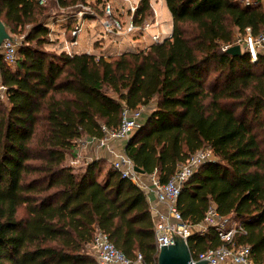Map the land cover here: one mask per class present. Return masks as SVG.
<instances>
[{
	"label": "trees",
	"instance_id": "obj_1",
	"mask_svg": "<svg viewBox=\"0 0 264 264\" xmlns=\"http://www.w3.org/2000/svg\"><path fill=\"white\" fill-rule=\"evenodd\" d=\"M79 1L51 2L66 8ZM164 1L170 37L105 60L41 50L48 9L38 0H0L5 28L31 25L14 68L0 59L7 102L0 103V264H96L87 248L96 229L125 257L156 264L145 193L104 160L79 168L66 161L77 140L115 131L123 108L151 104L125 156L163 185L209 150L213 159L180 190L182 220L200 224L213 204L242 228L233 244L264 264V56L251 62L245 53H225L247 29L264 34V4ZM151 15L150 0H140L131 20L142 26ZM187 245L194 259L222 243L209 229Z\"/></svg>",
	"mask_w": 264,
	"mask_h": 264
},
{
	"label": "built area",
	"instance_id": "obj_2",
	"mask_svg": "<svg viewBox=\"0 0 264 264\" xmlns=\"http://www.w3.org/2000/svg\"><path fill=\"white\" fill-rule=\"evenodd\" d=\"M47 0H38L40 5H44ZM100 3V22L103 28L104 35H111L114 33L126 34L134 33L135 31H146L150 26L155 25V20L144 22L142 26H134L130 20L125 29L119 21L118 17L114 15L112 5L109 0H101ZM127 1V0H122ZM244 5L252 4L253 0H243ZM137 4L130 7L133 14ZM86 14L97 17L98 15L91 12L89 8H84ZM154 13V12H153ZM82 13L78 12L77 16ZM76 16V17H77ZM155 16V13H154ZM99 18V16H98ZM132 19V18H131ZM74 20L73 22H75ZM49 28V27H48ZM81 31L80 23H75L70 31L69 38L63 47V52L70 55V47L76 44L78 33ZM152 41L158 43L160 37L158 35L152 36ZM239 46L241 53H245L251 62H255L259 55L264 56V34L252 36L249 29L243 35H237L233 38L230 45L225 47V50ZM71 56V55H70ZM18 48L10 40H6L0 46L1 61L12 67L18 60ZM6 88L3 86L0 77V94L5 96ZM6 98V96H5ZM153 105L143 106L136 110L123 108L121 113V121L115 131H105L104 139L100 140V145H104V140L118 142L125 144L132 133L139 127L138 121L144 112H149ZM88 140L84 144H88ZM213 159L209 150L204 149L193 154L186 162L180 165L174 176L166 184H159L154 175L150 176V187L144 183V175L134 172V166L131 161L125 156L124 151L111 162V167L117 170L123 178H127L130 182L140 188L145 195L152 191L155 196L156 203L163 205L164 212H159L155 206H150L149 210L153 222V233L157 252L161 246H168L173 243V239L180 237L187 240L192 234H205L209 229L216 232L221 246L215 249H208L199 253L196 258L191 257V263L197 261L207 260V264H260L256 263L251 257L249 247L242 245H234L233 238L236 234L243 232L242 228L236 223L231 222L228 218L220 217L213 204L209 205L204 215L203 221L196 225L190 226L182 220V217L177 209V200L180 190L184 183L195 174L200 166ZM90 250L92 257L96 264H143V259L140 254H137L134 259L125 257L119 252L108 237L99 230L94 231L91 243L87 247Z\"/></svg>",
	"mask_w": 264,
	"mask_h": 264
},
{
	"label": "crops",
	"instance_id": "obj_3",
	"mask_svg": "<svg viewBox=\"0 0 264 264\" xmlns=\"http://www.w3.org/2000/svg\"><path fill=\"white\" fill-rule=\"evenodd\" d=\"M140 1V0H139ZM150 6L153 12L155 13V18H153L151 21H154L156 24L150 26L146 31H135L134 33H131L132 36L136 37L135 40H131V35L130 34H125L122 35L121 33H114L111 35H103V28L101 26V22H97L95 26L97 28V31H89L88 27L91 22L94 20H84L82 21L81 24V31L78 33L77 39H76V44L72 47H70V55H94L96 57H102L103 59L107 60L109 57L113 56H118L123 53L127 52H136L140 50H145L148 47H150L154 42L152 41V36L158 35L160 37V41L162 42L166 38H169L172 32V18L171 15L167 9V6L165 4L164 0H150ZM163 21V23L160 25V28L157 31L158 28V22ZM63 21V20H61ZM70 22H73V20H65V22H56L60 23L58 27L59 28V36L58 38L61 39L59 45H60V50L63 52V47L66 41L71 40L70 38L67 40L66 39V31H68V28L72 27L69 26L68 24ZM64 23V24H61ZM92 25V24H91ZM161 31L164 33L166 36L162 37V33L160 34ZM103 35V36H101ZM69 37V36H68ZM162 37V38H161ZM128 38L130 39L127 44H123L124 40ZM96 39H99L98 41L100 42L99 47L95 51H91L93 43ZM153 105V104H152ZM150 114L149 112H144L142 114V117L138 121L139 126L143 125L144 122L146 121V118ZM88 140V144H84ZM100 140L96 139H80L77 140L76 142V148H75V157L70 158L67 157V163H69L71 166H75L77 168L84 166L88 162H92L95 160H104L108 164L111 165V162H113L117 156L122 154L124 151L125 144L118 143V142H113L109 140H104V145H100ZM150 178L147 176H144V183L148 187H150L151 182L149 180ZM147 202L149 207L150 206H155L159 212H164L165 208L163 205H158L155 200V196L152 193L147 194Z\"/></svg>",
	"mask_w": 264,
	"mask_h": 264
},
{
	"label": "rangeland",
	"instance_id": "obj_4",
	"mask_svg": "<svg viewBox=\"0 0 264 264\" xmlns=\"http://www.w3.org/2000/svg\"><path fill=\"white\" fill-rule=\"evenodd\" d=\"M51 1L54 2V0H47L46 3L44 5H42V6H45L46 9H48V11H47L48 17L44 21V25L46 26L48 33L44 39L45 41L41 47V50H43L45 52L53 53V54H60L61 53L60 45H59L61 39L58 38V36H59L58 33L60 31L58 27H60L59 26L60 23H56L57 21L58 22H65V20H71V21L76 20L75 22H71V24H70V22L68 23V24H70L69 26H71L72 24L73 25H72L71 29L69 27L68 31H66V35H65L66 39L67 38L69 39L68 36L70 34V31L74 27L75 23H81L82 21H84L86 19L87 20H94L93 22H91L89 24L88 30L93 31V28H94V30L97 31V28L95 26H97L96 25L97 22H100V16H101L100 3L102 1H100V3H97V0H85L84 2L79 1L74 6L66 7V8H59L57 6H52ZM260 1L264 4V0H260ZM109 2L112 5L114 15L118 17L119 21L123 25V29H125L127 23L132 18V13H131L130 7L132 8L136 4L138 6L139 0H127V1L109 0ZM84 8H89V10L91 12H94L95 14H97L99 16V18H98V16L93 17L92 15H89V14L87 15ZM78 12H81L82 14L80 16H77ZM153 18H155V16H154V13L152 10V15L146 19V22H150ZM61 20H63V21H61ZM61 24H64V23H61ZM162 24H164L163 21L160 22V20H159L157 31L160 28V25H162ZM80 26H81V24H80ZM6 30L8 32V35L10 36L9 40L13 44L17 45V48H20V46L26 45L25 44V38L27 37V35L29 34V32L31 30V25H25L23 27H19L15 31H12V32H10V30L7 27H6ZM159 32H160V34L162 33L161 31H159ZM121 34L125 35L126 33H125V31H123ZM162 34H163L162 37L166 36L164 33H162ZM103 35H101V36H103ZM130 35H131L130 36L131 40L132 39L135 40L136 37L132 36V34H130ZM98 40L99 39H96L94 41L93 46L91 48L92 49L91 51H95L99 47L101 41H98ZM129 40L130 39L126 38L123 41L124 42L123 44H127L126 42H128ZM30 44H34V41L30 42ZM11 68H14V66ZM0 103L3 105H6V103H7L6 98H5V96H3V94H0ZM109 166H111V165H109ZM73 167L77 168L75 166H73ZM88 252H89V254H91L89 249H88Z\"/></svg>",
	"mask_w": 264,
	"mask_h": 264
},
{
	"label": "water",
	"instance_id": "obj_5",
	"mask_svg": "<svg viewBox=\"0 0 264 264\" xmlns=\"http://www.w3.org/2000/svg\"><path fill=\"white\" fill-rule=\"evenodd\" d=\"M10 36L0 20V46L6 40H9ZM226 54L231 56L241 55V50L239 46H233L228 48L225 51ZM134 172L143 175V171L137 167H134ZM207 260L197 261L194 264H207ZM156 264H192L191 263V254L187 245V240H184L180 237L173 239L171 245L161 246L158 255Z\"/></svg>",
	"mask_w": 264,
	"mask_h": 264
}]
</instances>
